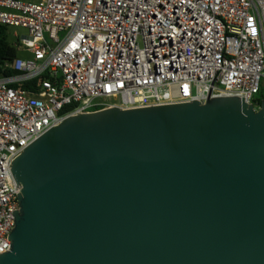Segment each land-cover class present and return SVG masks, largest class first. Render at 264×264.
Here are the masks:
<instances>
[{
    "label": "water",
    "instance_id": "1",
    "mask_svg": "<svg viewBox=\"0 0 264 264\" xmlns=\"http://www.w3.org/2000/svg\"><path fill=\"white\" fill-rule=\"evenodd\" d=\"M11 167L0 264H264V101L69 117Z\"/></svg>",
    "mask_w": 264,
    "mask_h": 264
},
{
    "label": "built area",
    "instance_id": "2",
    "mask_svg": "<svg viewBox=\"0 0 264 264\" xmlns=\"http://www.w3.org/2000/svg\"><path fill=\"white\" fill-rule=\"evenodd\" d=\"M0 25L27 30L13 36L34 57L0 76V255L23 188L12 163L67 118L264 96V0H0Z\"/></svg>",
    "mask_w": 264,
    "mask_h": 264
},
{
    "label": "trees",
    "instance_id": "3",
    "mask_svg": "<svg viewBox=\"0 0 264 264\" xmlns=\"http://www.w3.org/2000/svg\"><path fill=\"white\" fill-rule=\"evenodd\" d=\"M11 28L7 26L0 25V76H15L18 74L13 68L9 65L13 63L22 52L18 50L17 40L14 38V34H11ZM15 39L14 42L11 41L10 37ZM43 78L36 79L30 82H25L24 84L18 85L25 90L37 91L40 88V82ZM264 101V96H261L259 99L260 104ZM70 108V107H69ZM66 108L65 110L69 109Z\"/></svg>",
    "mask_w": 264,
    "mask_h": 264
},
{
    "label": "rangeland",
    "instance_id": "4",
    "mask_svg": "<svg viewBox=\"0 0 264 264\" xmlns=\"http://www.w3.org/2000/svg\"><path fill=\"white\" fill-rule=\"evenodd\" d=\"M23 1H25V2H32V3H38L40 0H23ZM10 32H11L12 35L14 33H18L20 35L21 39L24 36H28V31L25 30V29H21V28H19V29L11 28V31ZM10 39H11L12 42L15 41V39L12 36L10 37ZM22 57H24L26 59H34V57L31 54H29V53H23L22 54Z\"/></svg>",
    "mask_w": 264,
    "mask_h": 264
}]
</instances>
